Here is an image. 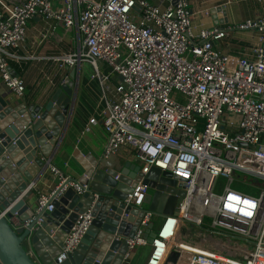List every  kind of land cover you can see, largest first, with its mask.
<instances>
[{"label": "built area", "instance_id": "2783aa9c", "mask_svg": "<svg viewBox=\"0 0 264 264\" xmlns=\"http://www.w3.org/2000/svg\"><path fill=\"white\" fill-rule=\"evenodd\" d=\"M165 1L160 8L147 0H0V79L23 95L24 82L9 62L19 60L30 20L74 29L76 50L53 62L61 68L87 63L97 73L102 65L122 78L102 112L103 158L127 149L143 174L157 168L185 193L150 245L143 238L149 213L132 238L116 237L126 245L124 260L148 247L145 264H264V16L194 29L192 0ZM233 30L255 33L249 53L238 58L215 48ZM49 172L58 185L67 179L53 167ZM148 191L139 182L124 205L141 208ZM52 194L38 199L37 211ZM10 221L18 227L15 216ZM91 221L90 211L78 216L56 264L74 251ZM178 238L186 248L173 244Z\"/></svg>", "mask_w": 264, "mask_h": 264}, {"label": "water", "instance_id": "95a60500", "mask_svg": "<svg viewBox=\"0 0 264 264\" xmlns=\"http://www.w3.org/2000/svg\"><path fill=\"white\" fill-rule=\"evenodd\" d=\"M74 75L71 71L62 83L50 87L40 105L21 107L18 101L0 97V122L5 121L0 124V264H56L64 239L87 211L90 227L60 264H123L127 248L116 237L132 238L139 220L149 213L155 221L148 223L143 238L150 245L159 222L174 215L185 196L176 178L157 168L143 174L131 160L108 171L93 162L82 167L80 177L57 185L37 211L33 185L64 137L77 99ZM139 182L149 190L142 207L125 206ZM14 216L17 228L10 221Z\"/></svg>", "mask_w": 264, "mask_h": 264}, {"label": "crops", "instance_id": "0c3cea01", "mask_svg": "<svg viewBox=\"0 0 264 264\" xmlns=\"http://www.w3.org/2000/svg\"><path fill=\"white\" fill-rule=\"evenodd\" d=\"M147 1L160 8L167 5L165 0ZM189 7L194 29L227 28L247 19L264 16V0H192ZM76 38L74 29L66 31L52 20L33 18L27 24L25 41L16 52L19 60L9 62L11 72L24 82L23 95L15 96L5 88L0 79V97L4 101H18L21 107H28L40 105L50 87L62 83L71 71L75 73L72 83L77 99L51 164L33 185L37 199L50 194L59 184V178L49 172L50 167L57 169L64 178H78L83 172L82 167L93 162H100V169L111 171L117 169L118 164L133 159L132 152L127 149L103 158L107 138L101 124L102 112L113 101L119 78L108 74V70L102 65L97 73L87 63L76 68H61L53 62L54 58L76 50ZM254 40L253 31L233 30L230 31L229 38L215 44V48L222 54L238 58L249 53ZM106 75L107 80L103 81L102 78ZM20 120L18 118L17 121ZM3 122L5 121L0 124ZM148 254V247H139L123 264H145Z\"/></svg>", "mask_w": 264, "mask_h": 264}, {"label": "rangeland", "instance_id": "374dc122", "mask_svg": "<svg viewBox=\"0 0 264 264\" xmlns=\"http://www.w3.org/2000/svg\"><path fill=\"white\" fill-rule=\"evenodd\" d=\"M223 185V182H221V185L220 186H222ZM235 186H238V185H235ZM239 187H241V186H239ZM241 188H243L244 190H246V191H248L249 193H246V194H253V195H255L256 194V191H254L253 190V192L252 191H250V189L248 188V187H241ZM237 190V189H236ZM242 192V191H241ZM245 193V192H244ZM189 228H187L186 230H188ZM173 254H176V252L175 251H173Z\"/></svg>", "mask_w": 264, "mask_h": 264}, {"label": "trees", "instance_id": "16d2710c", "mask_svg": "<svg viewBox=\"0 0 264 264\" xmlns=\"http://www.w3.org/2000/svg\"><path fill=\"white\" fill-rule=\"evenodd\" d=\"M234 189H237L238 191H242V192H245V193H249L248 191L244 190L243 188L239 187V186H233Z\"/></svg>", "mask_w": 264, "mask_h": 264}, {"label": "bare ground", "instance_id": "6f19581e", "mask_svg": "<svg viewBox=\"0 0 264 264\" xmlns=\"http://www.w3.org/2000/svg\"><path fill=\"white\" fill-rule=\"evenodd\" d=\"M173 244H177V245H180V246H182L183 247V243L182 242H180L179 240H177V241H175Z\"/></svg>", "mask_w": 264, "mask_h": 264}]
</instances>
